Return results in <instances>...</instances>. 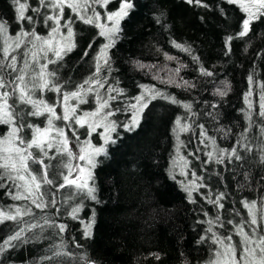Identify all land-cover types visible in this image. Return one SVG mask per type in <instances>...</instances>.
Listing matches in <instances>:
<instances>
[{"label":"trees","instance_id":"16d2710c","mask_svg":"<svg viewBox=\"0 0 264 264\" xmlns=\"http://www.w3.org/2000/svg\"><path fill=\"white\" fill-rule=\"evenodd\" d=\"M20 2L30 6L25 15L33 16L35 30L43 36L48 27L43 15L31 11L38 0ZM132 3L133 10L121 21L120 38L108 49L110 65L103 66L98 74L105 85L100 88L103 96L116 97L109 101L115 131L105 145L106 154L97 156L92 169L99 203L76 195L74 188H59L63 170L56 157L45 162L50 165L48 178L54 181L41 189L48 207L30 208L27 200H13L9 195L13 193L11 183H4L0 187V210L14 212L20 207L30 208L31 213L18 221L0 223V244L21 228L33 224L39 227L28 228L14 247L0 253V264H84L81 256L95 264H207L216 247L213 234L232 235L235 243L239 240L236 226L247 229L248 211L242 202L256 200L258 209L262 207L264 118L259 116V104L264 86V17L252 22L246 36L238 37L246 18L240 7L247 3L243 0L234 4L227 0ZM118 5L119 0H112L107 10L113 11ZM16 8L13 0H0V23L7 25L9 36L21 27L31 31L33 26L27 20L17 21ZM41 12L47 15L45 8ZM69 16L74 20L76 47L62 61L48 65L66 92L75 91L76 85L96 72L95 57L102 40L97 35L99 29L75 20L72 13ZM229 36L233 39L226 44ZM2 39L0 36V45ZM173 42L189 51L175 47ZM89 43L94 47L84 57ZM165 53L173 59H166ZM201 68L212 75H202ZM249 76L253 78L251 85ZM109 85L121 93L108 92ZM142 85L154 87L179 103L160 97L147 100L139 126L128 131L124 125ZM217 89L227 95H218ZM250 90L251 121L246 119L249 109L245 102ZM184 104L191 108L186 109ZM43 119L26 117L27 123L35 125L44 123ZM182 127L187 130L182 131ZM4 129L0 125V135ZM79 131L84 133L85 128ZM29 132L25 129L22 133L26 139ZM92 138L97 141L94 134ZM233 148L240 160L228 158ZM249 148L251 151L246 150ZM221 150L225 151L219 162ZM179 156L183 167L187 161L184 174L174 162ZM193 180L203 187L197 188L189 200L184 186L191 187ZM221 194L219 204L223 208L211 202ZM53 198L54 206L50 203ZM78 205L81 210L73 219L69 213ZM93 211L92 235L85 238L84 228ZM45 219L66 225L65 231L46 226ZM54 251L69 255L52 258Z\"/></svg>","mask_w":264,"mask_h":264},{"label":"snow or ice","instance_id":"6c2138e0","mask_svg":"<svg viewBox=\"0 0 264 264\" xmlns=\"http://www.w3.org/2000/svg\"><path fill=\"white\" fill-rule=\"evenodd\" d=\"M111 2L112 0H38V6L31 8V11L37 16L43 15V22L49 27L47 36H41L36 32L33 16L25 15L26 10L30 6L27 3H21L20 0H13V3L17 6V21L27 20L33 25L31 31L21 27L20 31L14 36H9L7 34V25L0 23V36L3 37V44L0 45V125L7 126V132L0 135V187H3L6 182H11L17 189L14 194L9 193L13 200H30L39 209L48 207V204L43 201L41 189L42 185H52L54 181L48 178L50 165L45 163L44 158L51 159V157H49L45 149H51L55 145L57 153L61 155L66 154L68 157V163L62 165V168L67 169V174L61 171L63 183L59 185V188H75L76 195H83L85 199L99 203L96 196L92 169L96 166L95 157L102 153L106 154L105 148L103 146L95 147L91 144L90 140L81 142L77 136L79 153H73L68 146L69 140L65 129L57 127L55 122L58 120L65 122L66 127L72 129L73 135L76 134L73 124L79 128L86 127L89 137L93 132H96L98 127H103L104 131L101 133V136L104 138L105 143H108L110 140V133L115 131V122L108 119L113 113L105 110L109 108V101L116 99V97L108 96L105 99L99 94V89L105 85L101 82L98 74L103 66L110 65L108 49L112 48L116 40L120 38L121 21L129 16L134 5L132 0H119V8L116 11L107 12L105 22H101V14L95 10V5L98 4L101 7H106ZM187 2L193 3V0H187ZM227 2L234 4L236 0H227ZM195 3L200 4L201 0H195ZM203 6L207 7V5ZM240 7L246 13V18L242 21V30L237 33V36L244 37L250 32L252 22L264 17V0H247V3H241ZM42 8L52 9L54 14L45 15L41 12ZM66 10H70L74 14L75 20L82 21L86 25H93L99 29L97 35L104 37L107 41L101 46L95 57L96 72L82 84L76 85L75 91L70 92L62 91L64 86L58 83L56 72L48 70L49 64H56L57 61H62L64 56L76 47L73 42L74 31L72 24L74 20L72 16H69L66 20L64 19ZM62 20L63 23H61ZM49 21L52 22L51 25H49ZM61 28L67 29L66 35L61 33ZM232 39V36L227 37L225 43L227 44ZM173 44L183 51H189V49L184 48L181 44H176L175 42ZM93 47L92 43L87 45V49L83 53L84 57L89 55L88 49H92ZM17 50H20L22 54V63L18 62ZM49 53L55 57V60L48 58ZM41 54L46 63L40 62ZM165 58L169 60L173 59L167 53H165ZM140 67L144 66L140 65ZM176 71L179 72V69H176ZM201 74L205 76L212 75L211 72L203 68H201ZM248 79L251 85L252 76H249ZM93 85L96 87L93 88ZM141 88V94L134 98L136 103L130 106L133 110L132 119L128 124L124 125V128L128 131H132L139 126L141 114L148 107L147 100L160 97L168 99L172 103H179L174 97L164 96L154 87L142 85ZM121 91L111 85L108 86V92L110 93L116 92L119 94ZM45 92L62 93V115L57 114L56 103H48L43 98V95H40V98H36L38 93L43 94ZM90 92L97 93L95 110L78 115L77 107L69 104V101L76 100L79 103H83L85 102L82 99L83 95ZM216 92L220 96L227 95L226 91L220 89H217ZM251 94V90L245 94V102L249 109V112L246 113V119L249 121L252 120L250 111L252 102L248 99ZM57 103L60 102L58 101ZM28 106H31V110L24 111ZM183 107L190 109L191 105L184 104ZM45 115L47 116V123L43 128L26 121V117ZM259 116L264 118V86H262L260 95ZM25 129L31 131V139H26L22 134ZM181 130L187 129L186 127H182ZM247 131L248 129H245V132ZM261 131L264 133V128ZM201 135H204L203 131ZM34 149L38 151L34 152ZM246 150L251 151L250 148ZM224 151L221 150L219 162L223 160ZM208 155L211 159L212 153ZM227 155L229 159L233 157L236 160L241 159L235 148ZM74 158L82 161L83 164L73 165L71 161ZM262 160H264V157H262ZM31 164L40 165L42 170L34 172L30 166ZM186 166L187 161H185ZM73 173H76L74 177ZM192 175L195 176V173H192ZM199 187H203V185H197L195 180L191 182V187L184 186L189 200L192 199L193 192ZM222 197L223 194L218 196L216 201L211 202L223 208V205L219 204V200ZM50 203L54 206L56 200L53 198ZM242 203L248 211L246 223L252 226L250 231L246 232L242 225H237L236 235L239 237V240L235 243L233 242L232 235L217 236L213 234V244L216 247L214 248L212 258L207 264H264V200L260 202L262 206L260 209L257 207L256 200L251 202L243 201ZM80 210V206L78 205L72 209L69 215L73 219H76ZM258 211L260 212L259 216L257 214ZM30 213V208L22 210L20 207H16L14 212L0 210V223L18 221L21 216L29 215ZM218 219L219 217H217ZM94 223L95 212L93 211L91 219L84 228L83 234L85 238L91 237V229ZM209 223L211 224L213 221H209ZM228 223L232 224L233 222L229 220ZM45 225L58 228L60 233L64 232L66 228V225H56L49 219H45ZM34 227H39V225H28V228ZM28 228H21L14 235L8 236L0 244V253H3L9 247H14L15 242L21 239L23 233ZM208 231H211V228ZM203 239L201 238V242H203ZM77 247H80V245H77ZM67 255L69 254L63 251H54L52 258ZM154 255L157 260L160 259L158 254ZM52 258L45 257V259ZM79 259L83 260L84 264H95L94 261H90L84 256L79 257Z\"/></svg>","mask_w":264,"mask_h":264},{"label":"rangeland","instance_id":"374dc122","mask_svg":"<svg viewBox=\"0 0 264 264\" xmlns=\"http://www.w3.org/2000/svg\"><path fill=\"white\" fill-rule=\"evenodd\" d=\"M243 1H245V2H247V0H243ZM119 8V5H118V7L115 9V10H113V11H116L117 9ZM95 10L97 11V12H99L100 14H101V22H105V17H106V13L107 12H112V11H108L107 10V6L106 7H101L100 5H95ZM66 12H68L65 16H64V19L66 20V19H68V16H69V14H71V11L70 10H66ZM46 14L48 15V14H54L53 13V10L52 9H46ZM89 15H91V13H89ZM51 21H49V25H51ZM61 23H63V20L61 21ZM48 30H49V27H47V29H46V32H45V34L43 35V36H47V34H48ZM61 33L62 34H65L66 35V33H67V29H65V28H61ZM102 38V40H101V44L98 46V52H99V50H100V48H101V46L103 45V44H105L107 41H106V39L104 38V37H101ZM27 39V38H26ZM2 44H3V39H2ZM17 55H18V62H20V63H22V60H23V57H22V54H21V52H20V50H17ZM48 58L49 59H52V60H55V57L51 54V53H49L48 54ZM41 63H46V61L42 58V54H41V61H40ZM51 65V64H50ZM37 68H38V66H37ZM48 70H49V66H48ZM96 86H93V88H95ZM46 94H49V97H47V95ZM99 94L101 95V96H103V92H101L100 91V89H99ZM40 95H43V98L45 99V100H47L48 98H50L49 100H47L48 101V103H50V104H52V103H56L57 104V114L58 115H62L63 114V112H62V94H60V97H59V93H55V92H48V93H43V94H37V96H36V98H40ZM96 95H97V93L96 92H90V93H87V94H85V95H83V97H82V99L85 101V102H83V103H79L78 101H76V100H70L69 101V104H72V105H75L76 107H77V114L79 115V114H81V113H84V112H91V111H93V110H95V108H96V105H97V101H96ZM105 99H106V97L105 96H103ZM60 102V103H57V102ZM136 103V100H135V102H134V104ZM85 106H87V107H85ZM89 106V107H88ZM28 108L31 110V106H28ZM105 111H109V108L108 109H106ZM110 121H112L111 120V116L108 118ZM132 119V115H131V117H130V119H129V121H128V123L130 122V120ZM44 121V123H42L41 125H38L39 127H41V128H43L45 125H46V123H47V116L45 115L44 116V119H43ZM56 123V125H57V127H61V128H64L65 129V132H66V134H67V136H68V140L69 139H71V140H69V148L72 150V152L73 153H76V154H78L79 153V145H78V143H77V139H76V137L78 136L79 137V140L81 141V142H83V141H85V140H90L91 141V144L92 145H94L95 147H101V146H103L104 148H105V145H106V143H105V140H104V138L101 136V133H103V131H104V129H103V127H98L97 128V130H96V132H93L92 134H94L95 136H96V140L97 141H95V140H93V138H92V135L89 137L88 135H87V128L86 127H84L85 128V131H84V133H80V131H79V127H77V126H75L74 124H73V128H75V131H76V134L75 135H73L72 134V129H69L68 127H66V125H65V122H63V121H56L55 122ZM5 126V125H4ZM67 129L69 130V131H67ZM5 132H7V126H5V129H4V133ZM3 133V134H4ZM111 134H112V132L110 133V137H111ZM27 139H31V131L29 132V135H28V138ZM111 139V138H110ZM33 151H38V150H33ZM45 151H47L48 152V155H49V157H56V158H58L57 159V164L60 166V169H62L63 170V172H64V174H67V169H65V168H62V165L63 164H65V163H68V157H67V155L65 154V155H61V154H59V153H57L56 152V149H55V145H54V147L53 148H51V149H45ZM96 158H97V156L95 157V160H96ZM46 161V163L48 162V158L47 157H45L44 158ZM182 160H181V157L179 156L178 158H177V160H175L174 162H175V165H177V167H178V169H179V173H181V174H184V172H185V167H183V163H182V165L180 164V162H181ZM71 163L73 164V165H76V164H83V162L82 161H79L78 159H72V161H71ZM31 166V168H32V170L34 171V172H39V171H41L42 169H41V166L40 165H36V164H31L30 165ZM76 175V173H73V177ZM63 179V178H62ZM11 183V182H10ZM12 185V184H11ZM12 189H13V193H15L16 191H17V189L12 185ZM73 190H75V188L73 189ZM20 201V200H19ZM27 202H28V204L26 205V206H29L30 208H31V206L33 205L32 203H31V201L30 200H27ZM34 207H35V205H34ZM26 210V209H25ZM258 216L260 215V213H259V211H258ZM252 226L250 225V224H248V227H247V229H244L246 232L247 231H250V228H251ZM258 231H259V229H258Z\"/></svg>","mask_w":264,"mask_h":264}]
</instances>
